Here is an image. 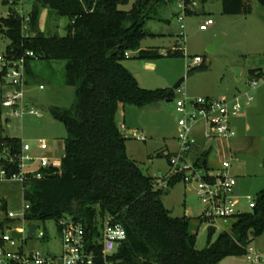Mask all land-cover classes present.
I'll return each instance as SVG.
<instances>
[{
    "label": "trees",
    "instance_id": "trees-1",
    "mask_svg": "<svg viewBox=\"0 0 264 264\" xmlns=\"http://www.w3.org/2000/svg\"><path fill=\"white\" fill-rule=\"evenodd\" d=\"M162 1L136 0L125 10L120 7L128 0H32L28 37L21 34L19 18L12 13L0 16V34L10 40L9 57H21L30 49L47 62H62V81L74 89L70 106L48 108L66 130L64 156L59 167L30 182L24 195L30 204L27 218L46 222L71 215L91 228L97 215L113 216L123 225L126 239L110 258L112 264H217L227 256L245 255L253 239L264 235V186L255 196L252 211L232 218L213 241L215 229L209 226L207 245L198 249L193 227L207 220L173 216L163 203L166 190L180 176L171 177L161 187L158 177L144 173L128 156L126 137L116 122L120 106L144 108L174 98L173 89L141 87L122 63L130 51L137 52L140 59L181 53L177 47L165 53L140 47L144 37L153 35L145 29L150 7ZM211 1L183 0L185 14H197ZM256 1L264 5V0ZM221 3L223 14L252 12V0ZM45 9L50 18H67L64 35L40 31L39 17ZM31 61H24L25 85L34 78ZM262 74L263 69L251 70L250 78ZM4 147L14 154L21 140L0 137V151ZM195 165L208 170L207 153Z\"/></svg>",
    "mask_w": 264,
    "mask_h": 264
},
{
    "label": "rangeland",
    "instance_id": "rangeland-1",
    "mask_svg": "<svg viewBox=\"0 0 264 264\" xmlns=\"http://www.w3.org/2000/svg\"><path fill=\"white\" fill-rule=\"evenodd\" d=\"M136 0L120 8L128 10ZM177 0H164L150 7L151 18L146 20L145 29L153 32L141 41L144 48H155L160 52L178 47L181 53L173 56H161L155 59H140L137 52L130 51L122 60L123 65L136 77L139 85L147 89H172L177 81L183 78L180 87L174 90V98L180 97V92L189 97L198 96H230L237 89L248 91L254 99L246 106L251 109L245 119H231L235 126L236 136L255 137L252 145L237 154L238 160L228 168V175L238 180L237 194L241 197L239 208L247 210L243 197H255L264 186V87L250 90L247 68L257 62H264V5L252 0V12L248 15H227L222 13L221 0H213L204 4L197 13L184 17V36L178 34L177 15L179 8ZM31 3L10 6L0 0V16L5 17L9 11L16 10L24 15L30 10ZM207 18H212L214 24L201 31L198 26ZM65 17H49L43 10L39 17L40 31L49 35L48 31L62 36L67 24ZM10 43L8 38L0 39V52ZM214 45L213 50L210 48ZM162 53V52H161ZM195 56H200L201 63L189 66ZM206 68H201L202 65ZM243 67L241 80L237 81L233 67ZM34 78L23 86V115H10L3 110L0 113V135L18 138L31 146V153L48 155L53 160L58 159L60 166L64 156L63 141L67 135L62 123L53 119L48 108L53 105L67 107L74 101V89L62 81L63 63L50 61L44 57L32 59L30 64ZM191 67L195 69L189 71ZM43 85V89L39 88ZM35 109L39 116L28 114ZM244 110V109H243ZM252 117V119H251ZM177 120L174 101L160 100L144 108L135 105H123L116 111V122L120 131L126 137V152L135 160L144 173L153 177H164L170 172V154L177 151ZM136 134L145 140L137 139ZM176 137V138H175ZM44 139L48 149L44 152L38 149V140ZM223 145V146H222ZM221 146L225 147V144ZM220 146V147H221ZM224 150L212 148L208 157L210 166H219ZM0 153H3L1 149ZM170 153V154H169ZM236 156V155H235ZM230 158V157H229ZM181 180V179H180ZM195 184L179 181L166 190L163 196L164 205L171 210L173 216L187 215L195 220L202 216L203 205L195 194ZM0 198H5L13 209H21L23 205L22 190L16 182H0ZM199 223V222H198ZM215 231L211 240H215L220 232L229 227L228 223L218 220L214 222L201 221L193 230L197 232L196 248L202 249L208 242V227ZM40 230L46 232L43 240L31 239L28 247L41 249L48 254L60 253V241L55 229V222L48 220L40 225ZM253 249L264 251V235L256 237L250 244ZM217 264H247L245 255H231L223 258Z\"/></svg>",
    "mask_w": 264,
    "mask_h": 264
},
{
    "label": "built area",
    "instance_id": "built-area-1",
    "mask_svg": "<svg viewBox=\"0 0 264 264\" xmlns=\"http://www.w3.org/2000/svg\"><path fill=\"white\" fill-rule=\"evenodd\" d=\"M177 1L178 35L182 38L186 14L183 0ZM27 2L32 6V0H5V4L19 6L22 9ZM30 10L24 15L16 10L9 11L19 18L20 31L24 37L30 36L28 32ZM213 23L212 18H207L198 28L204 31ZM2 37L6 38L4 34H0V39ZM7 46L0 52V113L5 110L10 115H23L24 61L26 58L37 59L38 56L33 50L28 49L21 57H9ZM202 61L200 56H195L189 66ZM17 86L20 87L19 90L16 89ZM248 87L250 90L264 87V74L251 77ZM39 88L43 89V85H39ZM179 94V98L173 99L178 113V150L170 156L169 174L162 178L158 177V183L161 187H166L168 180L176 175L180 176V181L194 183L195 194L204 207L201 217L210 222L221 220L223 223H229L235 216L252 211L256 205L255 197L245 195L243 199L247 203V210L239 208L241 197L235 191L237 181L227 172L231 158L221 159L220 170L213 172L211 169L197 167L189 160L188 155L197 143L193 130L198 123L203 122L206 125L203 139L208 150L211 148L210 142L230 139L235 135L231 119L243 115L244 107L253 101L254 97L249 92L245 93L244 99L239 96L228 99L189 97L183 92ZM28 114L39 116L40 112L32 108L28 110ZM135 136L137 139H145L138 134ZM37 142L40 151L48 149L44 139ZM30 151L31 146L21 142V147L16 153L11 154L5 147L3 153H0V182L18 183L23 196L21 209H13L7 199L0 198V264H112L110 258L118 245L126 239V231L123 225L110 215H97L91 228L87 227L82 219L71 215L55 220V229L60 241V253L57 255L28 247L29 240H43L47 238V234L39 228L44 222H35L27 218L30 204L25 200V192L32 180L41 179L48 170L59 167L58 160L54 159L52 162V158L47 155H35ZM31 224L36 226L33 237L29 236ZM245 260L247 264H264V251L249 247Z\"/></svg>",
    "mask_w": 264,
    "mask_h": 264
},
{
    "label": "crops",
    "instance_id": "crops-1",
    "mask_svg": "<svg viewBox=\"0 0 264 264\" xmlns=\"http://www.w3.org/2000/svg\"><path fill=\"white\" fill-rule=\"evenodd\" d=\"M214 24V23H213ZM212 24V25H213ZM207 30V29H206ZM149 32V31H148ZM149 33H152L154 34L153 32H149ZM140 47L141 49H146L144 47L141 46L140 44ZM175 48V47H174ZM172 48V49H174ZM178 48V47H177ZM162 53L164 51H161ZM129 53V52H128ZM194 68V67H193ZM240 68V79L237 80V81H240L241 80V74H242V71H243V67L240 65L239 66ZM255 69H264V62H257L255 63L253 66H249L247 68V76L248 78L250 77V71L251 70H255ZM248 92V91H244V92H241L239 89H237L234 93H232L230 96H221V97H226L228 99H232V98H235V97H241L242 99H244V95L245 93ZM206 97H214V96H206ZM254 99V98H253ZM249 105V104H248ZM246 105V106H248ZM246 106L244 107V110H243V115L239 116V117H236L235 119H245L247 117V115H253L254 113H250L251 112V109L249 108L248 111L246 110ZM254 116V115H253ZM252 119V117H251ZM118 125V124H117ZM119 128V127H118ZM232 128L233 130L235 131V126L233 125V122H232ZM120 130V129H119ZM206 130V125L203 123V122H200L198 123L195 127H194V135L197 137V143L195 144V146L192 148L191 152L189 153L188 155V158L191 162H194L204 153H207V162H208V155L210 153V151L212 150V148H217V149H220L221 150H224V153L222 155V152H221V159H224V158H231L232 161H231V165L234 161H237L238 160V157H237V154H240L241 152L245 151V149L249 146V145H252L253 141H254V138L255 137H242V138H238L236 136V132H235V135L230 138V139H217L215 141H212L210 142V146L211 148L207 150V145H206V142L205 140L203 139V132ZM124 135V134H123ZM176 138V137H175ZM145 140V139H144ZM177 140V138H176ZM178 144V143H177ZM222 144H225V147L223 149V145ZM222 145V146H221ZM263 145H264V140H263ZM221 146V147H220ZM178 150V148H177ZM177 152V151H176ZM175 152L173 153H169L170 156H172ZM236 155V156H235ZM48 156V155H47ZM49 157V156H48ZM51 158V157H50ZM53 159V158H52ZM58 160V159H57ZM220 164V163H219ZM230 165V166H231ZM209 166V169H211V171L213 172H216L218 170H220L221 166ZM237 183H236V187L238 185V180L236 179ZM179 182V181H178ZM236 187H235V191H236ZM237 193V191H236ZM239 195V194H238ZM164 203V202H163ZM166 207V206H165ZM167 208V207H166ZM169 209V208H167ZM170 210V209H169ZM171 211V210H170ZM172 214V213H171Z\"/></svg>",
    "mask_w": 264,
    "mask_h": 264
},
{
    "label": "water",
    "instance_id": "water-1",
    "mask_svg": "<svg viewBox=\"0 0 264 264\" xmlns=\"http://www.w3.org/2000/svg\"><path fill=\"white\" fill-rule=\"evenodd\" d=\"M213 48H214V45H212V47L210 48V50H213ZM233 71H234V74H235L236 79L239 80L240 79V71H241L240 68L239 67H233ZM182 81H183V78L179 79L177 81V83L173 86L172 89L173 90H177L180 87ZM16 89L19 90L20 87L17 86ZM166 101L171 102V101H173V98L166 99ZM35 228H36V226L34 224H31L30 225V227H29V230H30L29 231V236L30 237H33Z\"/></svg>",
    "mask_w": 264,
    "mask_h": 264
}]
</instances>
